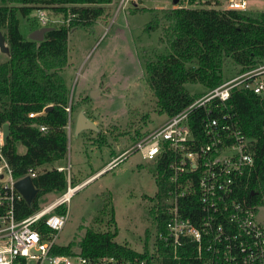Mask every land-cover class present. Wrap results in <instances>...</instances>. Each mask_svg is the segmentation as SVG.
<instances>
[{
	"label": "trees",
	"instance_id": "trees-1",
	"mask_svg": "<svg viewBox=\"0 0 264 264\" xmlns=\"http://www.w3.org/2000/svg\"><path fill=\"white\" fill-rule=\"evenodd\" d=\"M0 1V31L9 46L8 60L0 63V127L5 123L9 125V136L1 151L14 178L22 177L29 169L37 171L32 179L38 190L33 202L27 204L21 200L17 204L16 218L22 219L40 209V196L53 191L63 194L67 189L64 172L55 167L45 168L63 159L67 153L69 92L60 73L67 66V38L73 28L93 26L113 0ZM222 1L180 0L177 8L162 11L160 19L167 25L160 41L167 45V49L147 60L145 65L147 85L156 100L159 115L172 116L200 95L191 94L185 84H199L207 90L224 81L221 72L226 58L240 67L239 72L264 63V12L189 7L196 3L219 6ZM184 2L188 7L183 6ZM40 8L61 15L63 23L58 26L48 24L50 29L44 33L43 40L33 41L21 33L18 16L27 18ZM160 19L153 17L147 22L146 31H156ZM230 103L239 128L251 140L254 166L247 178L244 195L250 204L258 207L264 203V97L249 90L234 89ZM49 105L53 106L49 112L28 117L29 113H39ZM198 115L202 116V112ZM199 123L196 118L195 124ZM40 125L46 127L45 132L38 129ZM18 145L25 148L24 153L17 151ZM154 168L161 174V164H154ZM154 179L156 193L151 198L153 204L148 213L152 229L162 230V204H156V200L162 199L165 183L159 178ZM69 183L73 184V181ZM76 185L74 183L72 187ZM64 211V207L56 210L57 213ZM110 221L114 223L113 214ZM37 228L48 231L42 224ZM116 235V228L113 231L86 230L77 244L80 254L123 258L148 255L149 230L145 232L142 253L117 243L114 240ZM74 246L72 242L56 246L54 252L68 255ZM191 257L181 256L180 264H200ZM14 264L24 262L19 258Z\"/></svg>",
	"mask_w": 264,
	"mask_h": 264
},
{
	"label": "built area",
	"instance_id": "built-area-1",
	"mask_svg": "<svg viewBox=\"0 0 264 264\" xmlns=\"http://www.w3.org/2000/svg\"><path fill=\"white\" fill-rule=\"evenodd\" d=\"M139 0H119L118 8ZM246 0H225L222 9L246 10ZM39 28L47 27L44 9L35 10ZM244 89L264 97V63L236 73L219 85L200 93L188 105L158 127L143 133L134 144L112 158L101 171L110 170L132 153L161 164L155 177L165 183L162 204L164 224L154 229L146 257H86L80 250L71 254L54 252L58 233L67 221L70 184L66 191L41 209L17 219V204L23 200L14 184L36 177L29 169L14 178L2 155L0 127V264H180L191 257L200 264H264V228L256 219L257 206L250 204L244 191L254 159L251 140L238 126L230 103L231 92ZM70 118V106L66 108ZM202 112V116L198 113ZM29 113V118L44 114ZM199 119L200 123L195 124ZM193 121V122H192ZM195 127V131L194 128ZM41 132L45 126H38ZM64 172L61 167L56 168ZM64 207V213L56 210ZM42 224L48 231H40ZM164 249V250H162ZM166 250V251H165ZM171 251L170 253L168 251ZM142 253V248L140 251ZM180 253L182 254L180 256ZM192 258V257H191Z\"/></svg>",
	"mask_w": 264,
	"mask_h": 264
},
{
	"label": "rangeland",
	"instance_id": "rangeland-1",
	"mask_svg": "<svg viewBox=\"0 0 264 264\" xmlns=\"http://www.w3.org/2000/svg\"><path fill=\"white\" fill-rule=\"evenodd\" d=\"M118 2L116 0L111 7H106L105 16L93 26L73 28L67 38V66L60 71L67 84L72 113L67 153L63 159L45 168H63L67 181L77 185L167 118L158 114L156 100L147 85L145 65L147 60L167 49V45L160 41L167 24L160 18L163 10L177 8L180 0L176 3L173 0H139L123 8L117 7ZM246 2L244 12H264V0ZM183 6L188 7V4L184 2ZM223 6L224 0L219 6L207 7L196 3L189 7L222 9ZM135 9L145 10L134 13ZM47 14L49 26L63 23L61 15L50 10ZM153 17L160 19L159 27L148 32L146 24ZM18 18L25 38L39 28L35 11L27 18L20 15ZM4 41L8 49L5 38ZM3 54L8 56V53ZM7 60L8 57L1 54L0 63ZM239 70L232 59L226 58L221 72L223 80L233 77ZM185 87L191 94L206 91L199 84H185ZM79 110L93 119L97 131L75 133L74 117ZM17 151L22 154L25 148L18 145ZM154 173L151 161L142 159L139 153H132L110 170L84 183L73 192L66 205L67 221L58 233L57 245L66 246L72 242L75 245L73 251H77V244L86 230L113 231L116 228L114 240L117 243L140 251L146 230L151 232V236L154 233L148 213L153 204L151 198L156 193ZM61 194L53 191L40 196V209ZM256 219L264 228V203L258 206Z\"/></svg>",
	"mask_w": 264,
	"mask_h": 264
},
{
	"label": "water",
	"instance_id": "water-1",
	"mask_svg": "<svg viewBox=\"0 0 264 264\" xmlns=\"http://www.w3.org/2000/svg\"><path fill=\"white\" fill-rule=\"evenodd\" d=\"M174 2L176 3L177 0H174ZM49 29L50 28L48 27L38 28L30 33L29 39L33 41H42L44 37V33H46ZM0 51L4 53H8V49L5 47V41L1 31H0ZM92 95L93 93L91 94V96ZM52 108H53L52 105L46 106L44 108V112L47 113L50 110H52ZM74 129H75V133L77 134L83 130L97 131L98 128L96 124L85 115L83 110H79L75 118ZM2 130H3V140L5 143L9 136V125L7 123L3 124ZM14 186L17 189V191L22 195L23 200L27 204H31L33 202L38 190L34 187L33 182L29 177H24L16 181ZM252 194L253 193L251 192L250 195Z\"/></svg>",
	"mask_w": 264,
	"mask_h": 264
},
{
	"label": "crops",
	"instance_id": "crops-1",
	"mask_svg": "<svg viewBox=\"0 0 264 264\" xmlns=\"http://www.w3.org/2000/svg\"><path fill=\"white\" fill-rule=\"evenodd\" d=\"M225 1V0H224ZM116 3V0H113L112 1V3L110 4V5H108L107 7H111L113 4H115ZM173 3H175L174 2V0H173ZM112 9V8H111ZM105 16V14L102 16V17H104ZM102 17H100L99 19H101ZM98 19V20H99ZM97 20V21H98ZM96 21V22H97ZM31 32V31H30ZM9 51V50H8ZM4 53V52H3ZM3 53H1V51H0V56H1V54L2 55H4V56H6V57H8L6 54H3ZM62 75V74H61ZM65 82V81H64ZM65 84H66V82H65ZM67 85V84H66ZM84 112V111H83ZM78 113V112H77ZM77 113L75 114V117H76V115H77ZM85 113V112H84ZM72 114V113H71ZM86 115V114H85ZM86 116H88V115H86ZM71 117V116H70ZM75 117H74V120H75ZM89 117V116H88ZM90 118V120H93L91 117H89ZM70 119V118H69ZM69 119H68V124H67V129H66V133L68 134V132H69V130H70V126H69ZM69 126V127H68ZM97 126V125H96ZM114 158V157H113ZM106 165V164H105ZM104 167V166H103ZM102 167V168H103ZM102 168H100V169H98L97 171H95L91 176H89L87 179H89L90 177H93V176H96L97 174H100L101 172H103V171H101L102 170ZM86 179V180H87ZM86 180H84L83 182H81V183H79L78 185H76V187H78V186H81Z\"/></svg>",
	"mask_w": 264,
	"mask_h": 264
},
{
	"label": "bare ground",
	"instance_id": "bare-ground-1",
	"mask_svg": "<svg viewBox=\"0 0 264 264\" xmlns=\"http://www.w3.org/2000/svg\"><path fill=\"white\" fill-rule=\"evenodd\" d=\"M97 175H98V174H97ZM97 175H96V176H97ZM96 176L90 177V178H89V179H87V180H86L84 183H86V182H88V181L92 180V179H93L94 177H96ZM84 183H83V184H84ZM83 184H82V185H83ZM82 185H81V186H82ZM81 186L75 187V190H77V189H78V188H80ZM72 188H73V187H70L69 194H67V195H66V197H67V196H69V195L71 194V192H72V191H71V190H72ZM75 190H74V191H75Z\"/></svg>",
	"mask_w": 264,
	"mask_h": 264
},
{
	"label": "clouds",
	"instance_id": "clouds-1",
	"mask_svg": "<svg viewBox=\"0 0 264 264\" xmlns=\"http://www.w3.org/2000/svg\"><path fill=\"white\" fill-rule=\"evenodd\" d=\"M42 28H44V27H42ZM105 166V165H104Z\"/></svg>",
	"mask_w": 264,
	"mask_h": 264
}]
</instances>
